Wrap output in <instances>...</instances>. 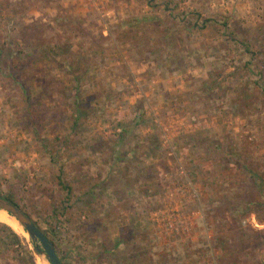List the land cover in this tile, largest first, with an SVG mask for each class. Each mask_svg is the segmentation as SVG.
<instances>
[{
  "label": "rangeland",
  "instance_id": "rangeland-1",
  "mask_svg": "<svg viewBox=\"0 0 264 264\" xmlns=\"http://www.w3.org/2000/svg\"><path fill=\"white\" fill-rule=\"evenodd\" d=\"M8 195L64 264H264V0H0Z\"/></svg>",
  "mask_w": 264,
  "mask_h": 264
},
{
  "label": "water",
  "instance_id": "water-1",
  "mask_svg": "<svg viewBox=\"0 0 264 264\" xmlns=\"http://www.w3.org/2000/svg\"><path fill=\"white\" fill-rule=\"evenodd\" d=\"M0 210L8 213L19 223L33 242L37 252L43 255L49 264H62L55 251L54 245L31 219V217L23 212L18 205L0 197Z\"/></svg>",
  "mask_w": 264,
  "mask_h": 264
},
{
  "label": "trees",
  "instance_id": "trees-1",
  "mask_svg": "<svg viewBox=\"0 0 264 264\" xmlns=\"http://www.w3.org/2000/svg\"><path fill=\"white\" fill-rule=\"evenodd\" d=\"M142 21H146L147 22V20L146 19H143ZM75 121H76V119H75ZM123 132L124 131H122V134H123ZM122 134L120 135V136H122ZM57 180H58V184H59V186L62 188V189H64L67 193H66V198L67 199H65V203L64 204H66V202H69V200H70V195L72 194V189L71 188H69L65 183H64V181L62 180V175H59L58 177H57ZM259 180V179H258ZM256 184V183H255ZM257 185V184H256ZM259 185L260 186H262V183L261 182H259ZM5 199H7V200H9V201H11V202H13V203H15L16 201H15V198L14 197H12V196H10V195H8ZM66 207H63L62 209H60L59 207H54V209H53V214H52V219H54L55 221H56V223H60V222H62V218H63V216H64V211L66 210L65 209ZM64 210V211H63ZM11 217V216H10ZM12 218V217H11ZM13 219V218H12ZM14 220V219H13ZM15 221V220H14ZM16 223H17V225L20 227V229H21V231L24 233V235H25V237H27V235H26V233L23 231V229L21 228V226L19 225V223L17 222V221H15ZM50 227H51V230H53L55 233H56V229H55V226L53 225V226H51L50 225ZM0 228H3V229H6L14 238H16L17 240H19V238L12 232V230L9 228V227H7L6 225H4V224H1L0 223ZM45 235H46V237L50 240V242L54 245V247H56V243H55V241L54 240H52V238L48 235V233L46 232V231H43V230H41ZM33 244V243H32ZM35 251H36V253H37V250L35 249ZM55 251H56V253H57V255H58V252H57V250H56V248H55ZM59 257V256H58ZM59 259H60V261H61V263L62 264H64L63 263V259L62 258H60L59 257Z\"/></svg>",
  "mask_w": 264,
  "mask_h": 264
},
{
  "label": "built area",
  "instance_id": "built-area-1",
  "mask_svg": "<svg viewBox=\"0 0 264 264\" xmlns=\"http://www.w3.org/2000/svg\"><path fill=\"white\" fill-rule=\"evenodd\" d=\"M167 224H168V228H169V229H171V228L174 229L173 226H172L173 223H167Z\"/></svg>",
  "mask_w": 264,
  "mask_h": 264
},
{
  "label": "bare ground",
  "instance_id": "bare-ground-1",
  "mask_svg": "<svg viewBox=\"0 0 264 264\" xmlns=\"http://www.w3.org/2000/svg\"><path fill=\"white\" fill-rule=\"evenodd\" d=\"M0 211H2V210H0ZM2 212H4L5 214H7V215H9L8 213H6L5 211H2ZM10 216V215H9ZM13 218V217H12ZM14 219V218H13ZM15 220V219H14ZM16 221V220H15ZM22 228V227H21ZM23 229V228H22ZM24 231V230H23ZM25 232V231H24ZM27 235V234H26ZM28 236V235H27Z\"/></svg>",
  "mask_w": 264,
  "mask_h": 264
}]
</instances>
